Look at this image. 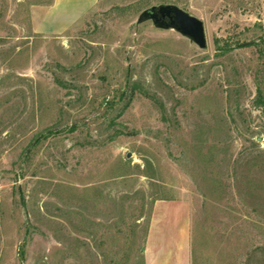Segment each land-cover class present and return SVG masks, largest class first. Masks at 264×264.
<instances>
[{"label":"rangeland","instance_id":"obj_1","mask_svg":"<svg viewBox=\"0 0 264 264\" xmlns=\"http://www.w3.org/2000/svg\"><path fill=\"white\" fill-rule=\"evenodd\" d=\"M159 201L190 264H264V0H0V264H144Z\"/></svg>","mask_w":264,"mask_h":264},{"label":"crops","instance_id":"obj_2","mask_svg":"<svg viewBox=\"0 0 264 264\" xmlns=\"http://www.w3.org/2000/svg\"><path fill=\"white\" fill-rule=\"evenodd\" d=\"M142 252L144 264H190L186 203L159 201L154 204Z\"/></svg>","mask_w":264,"mask_h":264},{"label":"water","instance_id":"obj_3","mask_svg":"<svg viewBox=\"0 0 264 264\" xmlns=\"http://www.w3.org/2000/svg\"><path fill=\"white\" fill-rule=\"evenodd\" d=\"M144 22H150L157 30H172L200 50L206 47L202 23L174 5H159L144 10L137 24Z\"/></svg>","mask_w":264,"mask_h":264},{"label":"trees","instance_id":"obj_4","mask_svg":"<svg viewBox=\"0 0 264 264\" xmlns=\"http://www.w3.org/2000/svg\"><path fill=\"white\" fill-rule=\"evenodd\" d=\"M242 47H247V46L246 45H243V44L242 45H239V44H236L235 45V48H242ZM229 49H230V47H227V48L224 47V46L221 47V50H229Z\"/></svg>","mask_w":264,"mask_h":264}]
</instances>
